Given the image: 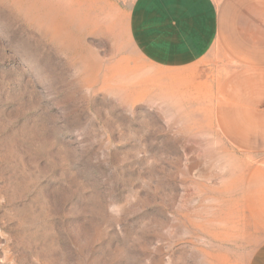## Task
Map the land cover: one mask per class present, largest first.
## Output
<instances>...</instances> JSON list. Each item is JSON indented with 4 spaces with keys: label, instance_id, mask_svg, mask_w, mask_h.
Here are the masks:
<instances>
[{
    "label": "rangeland",
    "instance_id": "rangeland-1",
    "mask_svg": "<svg viewBox=\"0 0 264 264\" xmlns=\"http://www.w3.org/2000/svg\"><path fill=\"white\" fill-rule=\"evenodd\" d=\"M133 1L0 0V264H264V151L215 119L235 65H152Z\"/></svg>",
    "mask_w": 264,
    "mask_h": 264
},
{
    "label": "crops",
    "instance_id": "crops-1",
    "mask_svg": "<svg viewBox=\"0 0 264 264\" xmlns=\"http://www.w3.org/2000/svg\"><path fill=\"white\" fill-rule=\"evenodd\" d=\"M128 32L157 67L181 69L214 53L231 60L216 122L228 139L264 151V0H134Z\"/></svg>",
    "mask_w": 264,
    "mask_h": 264
}]
</instances>
